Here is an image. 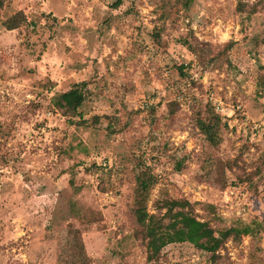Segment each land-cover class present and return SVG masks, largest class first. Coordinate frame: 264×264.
Listing matches in <instances>:
<instances>
[{"label":"rangeland","instance_id":"374dc122","mask_svg":"<svg viewBox=\"0 0 264 264\" xmlns=\"http://www.w3.org/2000/svg\"><path fill=\"white\" fill-rule=\"evenodd\" d=\"M114 1L0 0V264H66L70 230L89 264H264V10ZM82 81L70 119L54 98ZM213 114L216 146L196 126ZM139 176L147 214L186 200L209 223L201 248L146 259Z\"/></svg>","mask_w":264,"mask_h":264},{"label":"trees","instance_id":"16d2710c","mask_svg":"<svg viewBox=\"0 0 264 264\" xmlns=\"http://www.w3.org/2000/svg\"><path fill=\"white\" fill-rule=\"evenodd\" d=\"M120 3L121 0H115L112 4L114 7H117ZM237 9L243 10V6L238 3ZM259 10H264V0H254L250 3L247 14H253ZM24 20V13L18 11L7 19L4 24L6 29L11 30L20 26ZM153 36L157 40L158 33L153 34ZM182 68L183 65H179L177 67L178 72L182 73ZM84 83V81L74 83L72 87L54 98L56 107L70 119L75 115L81 116L79 107L84 98L81 91ZM219 123L220 117L217 114L205 118L198 115L196 118V126L212 146H216L220 141L218 133ZM137 180V187L135 189L137 196H135L133 213L137 223L143 228L142 234L146 240V259L149 261L157 258L161 249L173 242H188L194 247L201 248L204 240L210 237L214 230L207 221L200 220L190 213L187 209L190 202L186 200H172L165 203L163 206L166 208V211L163 216L168 219L166 223H162L160 222V218L155 219L154 215L147 214L143 208L149 183L141 176ZM69 234L72 240L67 243L66 264H89V257L85 252L80 235L71 230ZM239 235L240 232L232 228L218 232L221 240L229 237L237 238Z\"/></svg>","mask_w":264,"mask_h":264}]
</instances>
